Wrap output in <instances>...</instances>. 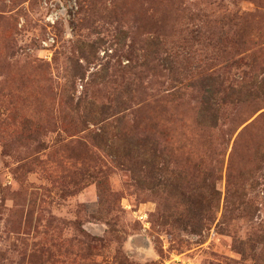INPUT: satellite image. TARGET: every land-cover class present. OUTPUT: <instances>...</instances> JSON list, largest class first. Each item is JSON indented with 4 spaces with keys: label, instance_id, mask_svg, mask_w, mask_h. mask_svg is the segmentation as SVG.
<instances>
[{
    "label": "rangeland",
    "instance_id": "rangeland-1",
    "mask_svg": "<svg viewBox=\"0 0 264 264\" xmlns=\"http://www.w3.org/2000/svg\"><path fill=\"white\" fill-rule=\"evenodd\" d=\"M203 73L242 100L200 131ZM154 123L211 141L159 193ZM0 264H264V0H0Z\"/></svg>",
    "mask_w": 264,
    "mask_h": 264
},
{
    "label": "trees",
    "instance_id": "trees-1",
    "mask_svg": "<svg viewBox=\"0 0 264 264\" xmlns=\"http://www.w3.org/2000/svg\"><path fill=\"white\" fill-rule=\"evenodd\" d=\"M219 80L220 76H216V74L203 73L198 76L203 99L196 119V125L200 131L218 127V120L222 116L225 102L233 104L240 102L241 90L238 88L230 87L224 94L223 91L215 89ZM168 97H170L169 101H172L176 98V93L171 92ZM174 132V129L167 126L164 130H160V125L154 123L150 136H143L140 131L132 137L135 177L139 185L148 183V189L151 192L159 193L165 187L178 188L181 186L183 178L170 179L163 175L164 166L170 164L172 155L183 149L188 148L191 152L204 147L208 148L211 145L209 144L210 140L197 144L196 138H177ZM200 138L203 139L201 136ZM143 166L146 171L142 170ZM143 176L146 180H143ZM188 212L191 214L192 208H188Z\"/></svg>",
    "mask_w": 264,
    "mask_h": 264
},
{
    "label": "built area",
    "instance_id": "built-area-1",
    "mask_svg": "<svg viewBox=\"0 0 264 264\" xmlns=\"http://www.w3.org/2000/svg\"><path fill=\"white\" fill-rule=\"evenodd\" d=\"M57 19H58V12H52L48 17V20H50L52 23H55ZM50 42H52L51 38L48 41H45L44 44L49 45Z\"/></svg>",
    "mask_w": 264,
    "mask_h": 264
}]
</instances>
